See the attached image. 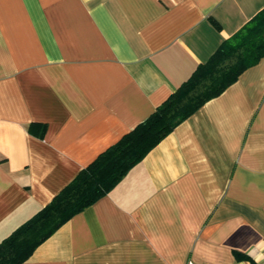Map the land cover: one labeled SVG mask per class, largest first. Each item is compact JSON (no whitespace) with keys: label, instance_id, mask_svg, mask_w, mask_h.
I'll return each mask as SVG.
<instances>
[{"label":"crops","instance_id":"crops-1","mask_svg":"<svg viewBox=\"0 0 264 264\" xmlns=\"http://www.w3.org/2000/svg\"><path fill=\"white\" fill-rule=\"evenodd\" d=\"M263 7L0 0V241ZM190 261L264 264V56L22 264Z\"/></svg>","mask_w":264,"mask_h":264},{"label":"trees","instance_id":"trees-1","mask_svg":"<svg viewBox=\"0 0 264 264\" xmlns=\"http://www.w3.org/2000/svg\"><path fill=\"white\" fill-rule=\"evenodd\" d=\"M264 56V7L200 63L156 110L101 152L52 200L0 241V264H22L75 214L109 192L178 124ZM33 126V125H32ZM40 136L45 125L40 124ZM239 258H248L238 253Z\"/></svg>","mask_w":264,"mask_h":264},{"label":"built area","instance_id":"built-area-1","mask_svg":"<svg viewBox=\"0 0 264 264\" xmlns=\"http://www.w3.org/2000/svg\"><path fill=\"white\" fill-rule=\"evenodd\" d=\"M188 264H194L192 261H190Z\"/></svg>","mask_w":264,"mask_h":264}]
</instances>
